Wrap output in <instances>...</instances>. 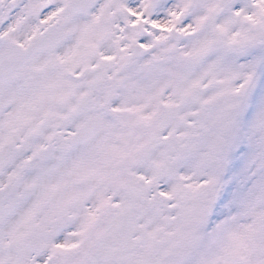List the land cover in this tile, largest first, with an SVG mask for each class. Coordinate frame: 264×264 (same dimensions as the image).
Segmentation results:
<instances>
[{
  "label": "snow or ice",
  "instance_id": "snow-or-ice-1",
  "mask_svg": "<svg viewBox=\"0 0 264 264\" xmlns=\"http://www.w3.org/2000/svg\"><path fill=\"white\" fill-rule=\"evenodd\" d=\"M0 264H264V0H0Z\"/></svg>",
  "mask_w": 264,
  "mask_h": 264
}]
</instances>
